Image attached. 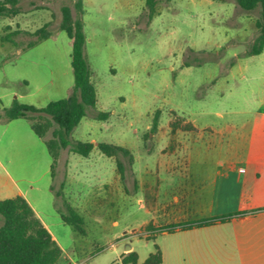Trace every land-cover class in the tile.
<instances>
[{
    "label": "rangeland",
    "instance_id": "obj_1",
    "mask_svg": "<svg viewBox=\"0 0 264 264\" xmlns=\"http://www.w3.org/2000/svg\"><path fill=\"white\" fill-rule=\"evenodd\" d=\"M75 1L21 0V13L0 16V39L14 29L33 32L48 22L53 30L51 37L24 51L0 42V94L25 90L24 79L30 81L32 91L52 80L53 99L66 97L62 91L74 85L72 40L59 23L62 5H70L76 14ZM153 1L154 11L148 0H83L85 52L98 94L96 108L110 113L107 120H98L89 109L70 136L71 141L95 144L91 157L95 178L75 185L69 194L62 185L64 199L72 207L71 199H81L92 211L81 214L74 207L84 219V233L65 223L56 209L50 187H61L53 182V157L31 122L23 118L26 128L17 132L11 128L5 134L0 125V199L13 197L18 185L27 190L60 243L80 264L119 263L128 246H133L140 260L156 245L161 249L168 243L170 249L181 252L202 250L201 240L207 234L175 240L174 236L184 235L151 232L147 237L145 205L151 196L133 181L135 158L140 178L145 166L156 170L162 165L161 148L168 154L177 148L175 133L183 126L213 129L264 118V51L248 54L259 34L260 7L244 10L236 0ZM17 39L26 44L35 37L20 34ZM14 99L15 94L0 98V103L11 106ZM157 112L158 125L153 131ZM173 122L179 125L175 131ZM52 137L51 130L46 138ZM99 142L124 146L133 154V163L120 155L125 165L120 184L116 158L103 154L96 146ZM63 150L72 151L70 146ZM61 206L66 211L63 202ZM259 223L262 233L257 239L245 237L247 226L241 223L214 229L211 234L219 239V248L235 259L234 264H264V217ZM235 231L242 235L235 238ZM189 260L183 264H190Z\"/></svg>",
    "mask_w": 264,
    "mask_h": 264
},
{
    "label": "crops",
    "instance_id": "obj_2",
    "mask_svg": "<svg viewBox=\"0 0 264 264\" xmlns=\"http://www.w3.org/2000/svg\"><path fill=\"white\" fill-rule=\"evenodd\" d=\"M17 54L21 55L22 51H18ZM24 83L28 86L25 90L7 91L0 94V98H7L15 94V98L20 101L24 100V102L37 106H45L54 100L52 80L38 86L34 91L30 89L28 79H24ZM72 88L73 85L68 86L62 91L63 94L69 95ZM0 106L8 107L3 102L0 103ZM2 113L3 111H0V125L4 126L2 134L7 133L11 128L15 132L19 131L20 127L26 128L25 122H22L23 118L6 121L2 118ZM262 115L264 116V111ZM194 126L195 129L192 130L178 129L176 131L175 137H173L176 139L177 148L173 152L163 153L164 148H161L163 161L156 170L145 166L140 171L139 178V171L134 168L137 157L131 167L134 183H138L141 187L144 186L151 196L149 205H145L149 217L144 224L151 223L157 229L148 230L147 237L151 232H159L162 235H184L182 237L174 236L175 240L190 235L207 234L205 239L201 240L204 245L202 250L196 252L189 251L188 248L185 252L175 248L170 249L168 243L167 246L161 248L163 256L161 264H183L189 258L196 259L200 264H234L235 259L219 248V239L216 236L212 237L211 233L214 229L241 223L247 226L245 237L257 239L261 236L262 228L260 230L257 225L264 217V118L243 120L242 122L233 121L213 129ZM64 151L59 160L60 170H55L52 175L54 184L57 183L59 187L64 184L65 192L69 194L75 185H84L85 182L92 181L96 176V169L91 166L95 162L91 159L92 151L89 156H83L86 161L76 156L73 151L67 153ZM99 157L101 154L98 159ZM60 164L58 165L60 166ZM96 178L101 179L102 183L106 182L103 176L100 178L97 175ZM116 179L120 184L121 176L116 174ZM119 187L121 186L119 185ZM50 188L55 194L56 209L57 211L61 210L62 201L56 196V191L59 188H56L55 185H51ZM16 190L15 195H23L29 201L36 214L63 248V261L66 264H80L60 243L49 223L43 218L41 211L30 199L28 191L19 185L16 186ZM71 202L81 214L92 212L88 204L86 205V202H82L81 199H71ZM243 208L246 211L245 214L235 215ZM229 215L234 217L228 221L218 220L209 225L186 229L177 228L173 232L158 230L162 226L187 224ZM241 235L240 231L234 233L235 238H239ZM130 251L136 250H133V246H128L121 254L119 264H123V256ZM181 253L186 256H181ZM190 254L194 257H191ZM145 259L140 260L139 257V263L144 262ZM189 263L193 264L190 260Z\"/></svg>",
    "mask_w": 264,
    "mask_h": 264
},
{
    "label": "trees",
    "instance_id": "obj_3",
    "mask_svg": "<svg viewBox=\"0 0 264 264\" xmlns=\"http://www.w3.org/2000/svg\"><path fill=\"white\" fill-rule=\"evenodd\" d=\"M21 0H0V16L12 17L22 12ZM244 10L261 9V16L256 24L259 34L251 45L248 54L257 55L264 51V0H236ZM151 10L154 11V1L148 0ZM73 8L64 4L61 6V19L59 28L67 33L72 40L71 64L74 74V85L71 93L60 99L52 100L45 106L22 102L15 98L11 106L2 107V118L6 121L24 118L31 122L34 132L45 140L49 151L53 157L52 173L55 172L60 152L64 148L71 147V150L82 156H89L95 144L93 142L71 141L70 136L73 130L79 125L82 118L88 114L89 109H93L92 116L98 120H107L110 113L96 108L98 95L97 89L92 82V70L85 52L87 37L84 30L83 21V0H76ZM51 23H45L35 31L21 28L14 29L1 36L0 42L12 43L17 49L22 51L31 48L43 40L52 36ZM20 34L35 37L28 43H23L17 39ZM159 112L154 118L153 131L157 128ZM173 131L179 125L172 123ZM183 130L195 129L193 124L183 126ZM52 130L53 137L47 139L46 136ZM97 148L109 157H115L117 169L121 179H125V165L120 159V155L128 156L131 163L134 156L130 149L107 142L97 143ZM61 190L56 191V196L62 199L66 211L59 210L63 221L75 227L81 233L85 232L83 227L84 219L71 204L64 199ZM245 209L235 215L245 214ZM234 216L229 215L219 218H209L190 222L187 224H176L162 226L159 231H175L177 228L186 229L194 226L213 224L216 221H228ZM0 264H62L64 250L53 237L50 230L44 225L40 217L36 214L32 205L23 195H15L0 199ZM149 230L157 229L151 223L147 226ZM151 236H149L150 238ZM163 260L162 250L158 245L149 254L144 262L139 263V256L136 251H130L122 258L123 264H161ZM119 264V263H116Z\"/></svg>",
    "mask_w": 264,
    "mask_h": 264
}]
</instances>
